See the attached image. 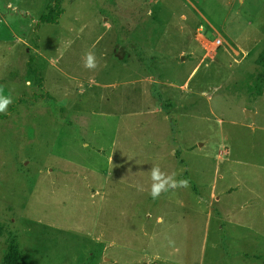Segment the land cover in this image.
Listing matches in <instances>:
<instances>
[{"label": "rangeland", "instance_id": "obj_1", "mask_svg": "<svg viewBox=\"0 0 264 264\" xmlns=\"http://www.w3.org/2000/svg\"><path fill=\"white\" fill-rule=\"evenodd\" d=\"M54 1L0 0V264H264V0Z\"/></svg>", "mask_w": 264, "mask_h": 264}, {"label": "clouds", "instance_id": "obj_2", "mask_svg": "<svg viewBox=\"0 0 264 264\" xmlns=\"http://www.w3.org/2000/svg\"><path fill=\"white\" fill-rule=\"evenodd\" d=\"M84 67L88 69H95L97 67L94 53L90 52L86 54ZM11 102V96L5 95L3 86H0V112H5ZM150 178L152 183L149 194L153 200L159 198L162 193L168 192L169 190H174L178 187H188L187 180H176L175 174L169 175L164 173L158 165L151 168Z\"/></svg>", "mask_w": 264, "mask_h": 264}, {"label": "trees", "instance_id": "obj_3", "mask_svg": "<svg viewBox=\"0 0 264 264\" xmlns=\"http://www.w3.org/2000/svg\"><path fill=\"white\" fill-rule=\"evenodd\" d=\"M54 2H55V8H54L53 13L50 16L40 17V19H39L40 22H42V23H53V24L57 22V19L61 15L62 10L60 9V5H59L60 0H55ZM255 63L264 69V45H263L261 51L259 52V54L257 55ZM20 259H21L20 253L15 248V246L11 244L9 249H8V254L4 258V261L2 264H19Z\"/></svg>", "mask_w": 264, "mask_h": 264}, {"label": "crops", "instance_id": "obj_4", "mask_svg": "<svg viewBox=\"0 0 264 264\" xmlns=\"http://www.w3.org/2000/svg\"><path fill=\"white\" fill-rule=\"evenodd\" d=\"M182 172H183V171H182ZM183 173H184V172H183ZM173 191H175V189H174ZM211 198L216 199V196H214L213 194H211Z\"/></svg>", "mask_w": 264, "mask_h": 264}, {"label": "water", "instance_id": "obj_5", "mask_svg": "<svg viewBox=\"0 0 264 264\" xmlns=\"http://www.w3.org/2000/svg\"><path fill=\"white\" fill-rule=\"evenodd\" d=\"M247 114H252V113H248V112H247Z\"/></svg>", "mask_w": 264, "mask_h": 264}]
</instances>
